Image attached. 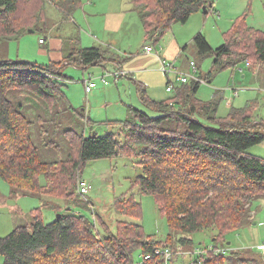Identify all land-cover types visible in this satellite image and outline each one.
Here are the masks:
<instances>
[{"label": "trees", "instance_id": "trees-1", "mask_svg": "<svg viewBox=\"0 0 264 264\" xmlns=\"http://www.w3.org/2000/svg\"><path fill=\"white\" fill-rule=\"evenodd\" d=\"M128 1L140 16L147 42L153 44L176 22H186L194 12L209 7L207 0ZM48 3L62 21L83 6V0H0V46L37 31L47 19ZM246 18L247 14L233 21L218 48L201 32L195 36L200 55L213 57V69L245 64L264 73V31L249 26ZM77 39L64 60L47 65L0 56V178L14 189L49 197L32 211L31 223L0 237L3 264H132L137 249L146 254L156 248L173 251L176 246L173 260L193 244L191 235L201 231H212L214 248H204L191 264H264L241 257L226 240L254 220L252 203L264 197V159L249 152L264 142V121L253 119V105L232 108L227 118H220L222 98L218 92L209 102L197 98L200 82L182 83L166 100L150 98L138 82L139 97L152 113L130 106L126 120L101 123L115 130L87 136L66 126V121L83 119L89 125L95 121L72 105L63 68L87 70L93 65L106 67L110 61L119 70L125 59L103 47H83ZM212 71L206 82H212ZM168 84H173L169 77ZM41 147L55 149L56 156L44 159ZM119 156L136 158L142 174L133 180L130 192L117 197L116 211L141 220L143 206L134 190L154 195L172 230L167 237L148 235L142 224L130 220L117 221L111 232L100 216L106 229L101 234L95 223L72 208L45 221L43 208L59 207L54 199L71 201L79 196L88 161ZM165 263L163 256L154 255L144 264Z\"/></svg>", "mask_w": 264, "mask_h": 264}, {"label": "rangeland", "instance_id": "rangeland-1", "mask_svg": "<svg viewBox=\"0 0 264 264\" xmlns=\"http://www.w3.org/2000/svg\"><path fill=\"white\" fill-rule=\"evenodd\" d=\"M88 1L83 0V5ZM91 1V3L88 2L89 7L84 10L90 15H85L81 10L75 15V21L81 28L83 27V31L80 30V32L83 34L91 32L87 23L88 19L92 29L104 43L101 46L123 56L122 59L125 61L122 67L127 69L124 71L131 74L117 80L114 76L117 71H115L116 67L110 61L106 63V67L93 65L87 70L82 66H65L63 73L69 79L66 80L64 89L72 105L83 111L87 118L90 117L95 121L93 125L87 124L83 119L72 123L66 121V126L87 136L95 131L103 134L115 130L101 126V123L108 120H126L131 115L130 106L152 113L139 97L138 82L144 84L150 98L166 100L176 95L177 87H182V82L177 80L179 76H188L191 83L193 80L191 76L204 79L211 70H214L212 71V82L209 83L206 80L200 82L197 98L209 102L218 92L222 98L217 112L218 117L227 118L232 108L241 109L247 105H253V119L264 121V73L262 69L254 67L252 70L245 64L234 69H213V57L203 58L195 43V36L201 32L214 48H218L225 42L224 34L231 29L233 21L245 14H247L246 20L249 26L264 31V0H207L209 1L208 10L203 7L194 12L186 22H176L171 31L155 44L147 42L140 16L135 10L132 12L123 9V12H120L122 7L117 2L120 0ZM129 5L131 9V3ZM120 18H123L121 20L124 22L122 27ZM57 23H62L60 29L55 28ZM75 29L65 24L59 11L48 3L47 19L43 25L34 33H29L19 40L3 43L0 46V56L11 60L21 59L47 65L51 62L50 54H44L42 51L50 49L51 39L56 33L59 37L65 38ZM47 36L49 38L46 44H41L39 40ZM148 45L154 47L153 54L160 58L155 57L154 60L144 58L143 61L142 58L149 54L145 52V47ZM95 46H99V43H91L84 47ZM130 62L135 69H129ZM163 62L167 65L168 73L163 70ZM191 62H195L197 73H194ZM171 65L174 68H171ZM103 75H108L107 85L101 81ZM168 77L173 82L172 91H168ZM88 80L98 84L89 93L85 86ZM65 115V118H68L67 113ZM69 116L71 117V113ZM249 152L264 159V142L252 146ZM40 153L44 159L48 160L56 156L55 149L45 147H41ZM141 174L142 168L137 164L136 158L119 156L90 160L83 168L82 179L92 184L91 191L85 196L79 194L71 201L54 199L52 203L59 207L57 210L51 205L44 207V219L50 222L58 214L72 208L84 214L90 222L95 223L96 229L101 234H104L106 229L99 222L100 216L104 218L111 232L116 231L117 221L130 220L142 224L146 234L163 239L172 230L167 217L160 211L154 195L142 194L137 188L134 190L136 199L143 206L141 220L128 218L119 214L115 209L114 203L117 197L130 192L133 180ZM13 191L16 193H12ZM41 200L49 201V197L14 189L0 178V237L7 236L18 226L31 223L32 211L40 207ZM252 213L253 223H248L238 231L230 233L226 240L231 249L242 253L241 257L258 258L264 262V197L252 203ZM175 233L177 236L185 235ZM191 238L193 244L182 248L175 259L165 264H191L197 257L198 248L204 249L213 244L212 231L197 232L191 235ZM175 247H173V252L178 250ZM133 259L135 263L143 262L141 249L134 252ZM4 261V256L0 255V264Z\"/></svg>", "mask_w": 264, "mask_h": 264}, {"label": "crops", "instance_id": "crops-1", "mask_svg": "<svg viewBox=\"0 0 264 264\" xmlns=\"http://www.w3.org/2000/svg\"><path fill=\"white\" fill-rule=\"evenodd\" d=\"M88 2L91 3L92 1L89 0ZM88 2L82 6L83 7L82 9L80 8L77 11L81 10L84 12L85 15H87V16L90 15L89 12L86 13L84 11L89 7ZM117 2H119L120 7H122V10H120V12H123V9H127L126 11L130 10V11L134 12V7L132 4H131L132 8L129 9L130 3L128 0H120ZM210 6H211V4H210ZM77 11L75 12V14L73 15V17L71 19L63 21L65 24L66 23L69 24L70 28L75 27L76 28L75 31H73L69 36H67L65 38L59 37V34L56 33V35L51 39L50 49L47 51H45V50L42 51L44 54L45 53L50 54V57H51L50 60L51 61H62V60H64L74 49V41H75L74 38H78L81 46H83V47L86 45H91V43H99V46H97V47H102L101 44H104L100 40V38L96 35L95 30L92 29V25H91L90 21H88V19H87V23L89 24V28H90L91 32L87 33V34H85V33L83 34L80 32V30L83 31V27L81 28L80 25H78V23L75 21V15H76ZM120 12H118V13H120ZM121 19H123V18H120V20ZM120 26L121 27L124 26L123 20L120 21ZM61 27H62V23L61 24L57 23L55 25V28L60 29ZM47 38H49V36H47L45 38V40H47ZM41 39L39 40L40 43L46 44V41L42 43ZM78 39L76 41H78ZM109 43L113 44V42H111V41H109ZM105 44H108V43H105ZM112 53L114 54L116 52H112ZM121 57H123V56H121ZM155 57H157V56H155L153 53H149L146 57H143L142 59H143V61H144V58H149V60H154ZM64 63L66 64L67 62H64ZM111 64H113V63H111ZM128 66H129L130 70L135 69L134 65L131 62L128 64ZM116 70L117 69H115V71ZM119 70H126L127 71V69H123V67ZM128 74H131V73L127 72V75ZM253 221L254 220H252L251 223H253ZM254 224H256V223H254Z\"/></svg>", "mask_w": 264, "mask_h": 264}, {"label": "built area", "instance_id": "built-area-1", "mask_svg": "<svg viewBox=\"0 0 264 264\" xmlns=\"http://www.w3.org/2000/svg\"><path fill=\"white\" fill-rule=\"evenodd\" d=\"M43 39L41 40V42L43 43ZM153 50H154V47L151 46V45H148L145 47V52L147 53H153ZM158 57V56H157ZM160 58V57H158ZM191 65L193 66L194 68V73H197V68H196V64L195 62H191ZM171 68H174L172 65H171ZM163 70L165 72L168 73V69H167V65H165V62H163ZM127 75V72L124 71V70H117L115 73H114V76L115 78L118 80L120 79L122 76H126ZM107 76L108 75H103L101 77V81L103 83H105L106 85L109 83L108 82V79H107ZM193 78V80L197 81V82H202L204 81V79L202 77H196V76H191ZM178 81L182 82V83H187L189 82V78L188 76H179ZM85 86H86V91L89 93L91 92L94 88H96L98 86V84L96 82H92L91 80H88L85 82ZM173 90V86L170 85L168 86V91H172ZM92 189V184L85 181V180H82L80 185H79V192L80 194L82 195H87ZM214 247L213 246H210V250H212ZM264 248V247H263ZM219 252L223 251L225 252V249H217ZM197 255H200L201 253L204 252V249H201V248H198L197 249ZM173 254L174 252L172 251V249L170 248H156L154 250V252H151V253H146V254H143V262L142 263H135L133 262L132 264H144L145 261L151 259L154 255H159V256H163L166 260V263H168V261L173 257Z\"/></svg>", "mask_w": 264, "mask_h": 264}, {"label": "water", "instance_id": "water-1", "mask_svg": "<svg viewBox=\"0 0 264 264\" xmlns=\"http://www.w3.org/2000/svg\"><path fill=\"white\" fill-rule=\"evenodd\" d=\"M212 5V4H211ZM204 9H206V7L204 6ZM35 30H29V33H34ZM100 135H102V133H100ZM58 217H60V214H58Z\"/></svg>", "mask_w": 264, "mask_h": 264}, {"label": "bare ground", "instance_id": "bare-ground-1", "mask_svg": "<svg viewBox=\"0 0 264 264\" xmlns=\"http://www.w3.org/2000/svg\"><path fill=\"white\" fill-rule=\"evenodd\" d=\"M237 94V93H236Z\"/></svg>", "mask_w": 264, "mask_h": 264}]
</instances>
